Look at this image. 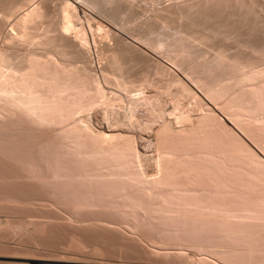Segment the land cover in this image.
Masks as SVG:
<instances>
[{"label": "bare ground", "instance_id": "bare-ground-1", "mask_svg": "<svg viewBox=\"0 0 264 264\" xmlns=\"http://www.w3.org/2000/svg\"><path fill=\"white\" fill-rule=\"evenodd\" d=\"M262 1L183 0L168 4L173 27L161 29L152 24L141 25L143 37L140 41L150 53L131 40L110 42L109 39L108 44L99 46L93 39V45L86 38L84 25L79 22L81 17L74 1L0 0V34L8 29L0 46V156L18 162L20 159L21 165L26 162V166L33 168L36 164L32 150L35 146L40 150L45 147L47 154L51 158L52 154L54 156L48 161L49 165L64 168L68 152H81L88 144L94 154L100 155V160L108 159L120 170L115 172L108 168L111 171L108 176L121 174L131 180L137 179V188L142 194L158 200L149 207L136 203L126 191L127 185L123 184L120 195L135 200L134 204L125 203L123 211L141 209L153 218L167 216L170 219L174 217L171 213L178 212L172 208L169 197L164 196L163 180L172 178L178 167H182V172L197 171L199 176L209 179L204 187L215 210L199 217L217 219L213 220L217 222L213 230L220 231L221 236L229 240L240 233L244 224H251L245 219H253L250 231L264 233V156L253 155L251 146L230 136L221 117L208 107L190 81L153 54L168 59L189 75L217 106L239 120V125L264 152V39L254 35L255 39H210L216 34L220 36L221 31L225 36L230 33L223 31L221 23L222 17L229 14L235 21L239 13L246 21L264 24L261 19L264 14H259V9L264 7ZM90 2L95 6L100 4L97 0ZM234 20L231 19L227 26L233 22L237 26L240 19L236 23ZM244 23L247 29L248 23ZM261 24L256 27L260 28ZM203 25L206 27L201 29H206L201 32ZM233 29L237 33L242 30ZM68 30L74 35L67 34ZM141 32L137 35L142 36ZM191 36L200 38L191 39ZM98 65L100 73L96 70ZM107 85L113 89L109 90ZM186 98L195 99L192 108L184 102ZM130 101V105L126 104ZM146 101L157 109L146 110L153 112L150 116L147 113L150 117L149 125L145 123L147 133L142 134L143 126L142 135L138 136L133 132L145 120L142 117ZM100 105L109 110L126 105L124 113L119 110L118 114L115 110L118 118L111 121L116 123L111 133L98 130L91 121L94 108ZM199 111L203 115H199ZM170 115H174L175 120L169 122ZM151 117H156L157 123ZM122 121L125 123L121 124ZM144 140L155 152L151 165L147 163L146 153L139 148V141ZM4 144L9 148L7 152L1 151ZM214 145L220 149H215ZM175 147L184 150L179 158ZM152 174L155 177L150 180L148 176ZM118 178L120 180V176ZM183 200L196 198L187 195ZM183 215L186 213L181 212L177 217ZM175 236L179 245L189 244L190 240L180 234L175 233ZM223 244L217 242L212 246Z\"/></svg>", "mask_w": 264, "mask_h": 264}, {"label": "rangeland", "instance_id": "rangeland-1", "mask_svg": "<svg viewBox=\"0 0 264 264\" xmlns=\"http://www.w3.org/2000/svg\"><path fill=\"white\" fill-rule=\"evenodd\" d=\"M72 1H74L73 4L80 14L81 21L79 20V22L84 25L83 31L87 35L85 36L91 43L95 39V44L98 43L97 45L103 46L106 45L105 43H109V39H111L110 42H114V39L131 40L130 42H134L140 45L142 49H145V51L152 53L140 41L143 37L141 25L152 24L161 29L173 27L172 15L166 5L183 0H100L101 2L97 0L100 3L99 6H95L90 2L94 0ZM72 1L70 0L71 3ZM262 2L264 3V0ZM259 14H264V7L259 9ZM235 16H238L235 19H240L238 20L239 22L235 21L233 17L231 18V14L221 19L222 26L224 25L223 31H228L232 35L227 32V36L223 35V33L221 35V31L220 36L216 34L210 39H255V37L264 39V34L262 33L264 32L263 23L246 21L239 13ZM263 16L261 19H264ZM231 19L235 23L237 22L238 28L234 22H230L234 26L230 25L235 27V30L242 29V32L238 31L237 33L233 27L227 26ZM243 22L248 23L247 29L245 28L246 26L242 25ZM211 24L213 25L214 23ZM259 24L262 25L263 30L260 29L261 27L257 28ZM204 25L207 28L209 27L207 24ZM204 25L200 26V29L206 27ZM104 27H106V30ZM220 28L221 30L223 29L222 27ZM228 28H232V30L230 31ZM200 29L198 28V30ZM205 29L200 31L203 32ZM245 30H248L246 31L247 33ZM7 31L8 29L4 33L6 34ZM107 31L108 33H106ZM138 31H142L139 33L142 36L137 35ZM4 33L0 34V46L3 45V40L5 39ZM67 34L74 35L70 30H68ZM198 38L200 37L191 36V39ZM153 54L162 58L169 67L176 69L186 80L190 81L192 86L199 91L206 104H208V107L221 117L226 125V132L230 136L236 137L246 142V145L251 146L253 155L264 156L263 150L248 134L249 132L243 130L239 125V120L233 119L225 110L217 106L201 88L191 81V77L183 70L161 55ZM96 70H99L98 73L101 72L99 65ZM106 88L109 90L113 89L112 86L108 87V85ZM194 100L186 98L184 102L188 104V107L192 108ZM190 101H193V103ZM126 104L130 105L131 101ZM146 105L151 104L149 101L144 104L145 115L142 118L145 120L140 124L141 126L137 125L140 130L137 126L134 129L135 131L133 130V133L138 136L147 133L145 123L149 125L148 123L150 122L148 120L150 117L147 116V113L150 116V113L152 114L153 112L146 110L154 111L157 109L155 106L146 107ZM125 106L123 105L121 108L116 106L109 110L105 105H100L98 108H94V112L90 116L91 121L97 129L111 133L116 126V123L114 124L113 122H115L122 110L124 113ZM115 110L121 111L117 114ZM106 111L109 114H106ZM198 113L203 115L202 111ZM111 116L113 119H111ZM174 117V115H170L169 122L175 120ZM112 120L113 122H111ZM152 120L157 123L158 119L155 117ZM124 123L125 121L121 122V124ZM140 131L143 133L140 134ZM217 146L214 145V148L220 149ZM35 147L37 150H32V158L36 166L33 168L26 166V162H22L25 164H22V166L20 159L18 162L17 159L0 156V264H264V233L257 234L250 231V227H253L251 221L254 222L255 220L245 219L251 224H244L240 233L238 232L234 237H230L232 239L229 238V241L228 238L224 239L221 236L220 231L213 230L217 224L214 221L217 219L210 220L199 217L204 212L209 213L215 210L212 207V200H209L208 191L204 187V182L205 184L206 182L209 183V179L199 176L197 171L182 172V167H178L173 171L174 176L172 178L163 180V188L166 189V192L163 191L164 196L169 197L172 208L178 212L171 213L174 217L170 219L167 216L153 218L148 213L146 216V213L143 210L142 212L141 209L134 212L132 208H128L133 213H130L132 211H123L125 203L134 204L136 200V203H142L149 207L156 199L149 194L150 197L142 194L141 189L137 188L139 185V180L137 179L131 180L126 175L121 174L116 175V177L108 176L109 172H120V170L113 166L112 163L110 164L111 161L108 159L100 160V155L94 154L88 144L83 146L81 152L70 150L66 155L64 168L55 164V166H50L48 161L52 160L53 154L51 158L50 154L48 155V152L45 151L44 146V152L42 148L40 150L38 146ZM139 148L143 153H146L144 154L147 158V163L151 165L153 162L152 155L155 154L153 146H150L144 140L139 141ZM1 149H4L1 151H8L9 148L7 149L6 144H4ZM174 151L177 158L184 152L181 147H175ZM207 157L214 159L211 155ZM149 168L151 169V166ZM119 176L121 181L118 178ZM154 177L155 174L148 176L150 180ZM110 179L112 180L110 181ZM113 180L119 181L114 183ZM131 183L135 184L131 185ZM123 184L124 186L127 185L126 191L135 200H127V197L120 195L123 192L121 191V188L124 187ZM187 195L194 196L196 200L184 201L183 198ZM151 197L153 198L151 199ZM198 199H203L204 202H200ZM157 201L156 203H158ZM181 212L186 213V215L180 218L177 217ZM179 231L180 233H178ZM175 233L176 235L180 234V237L186 240H190L189 244L184 242L180 246L175 241L176 239L173 238ZM152 239L168 241L170 244L155 243ZM217 242L224 244L218 247L212 246V244H217ZM173 243L175 244L173 245ZM261 250L262 252H260ZM179 252H182V254L179 255ZM91 261L92 263H84Z\"/></svg>", "mask_w": 264, "mask_h": 264}]
</instances>
